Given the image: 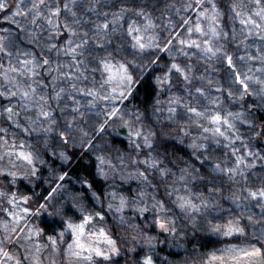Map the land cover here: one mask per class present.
I'll list each match as a JSON object with an SVG mask.
<instances>
[{
	"label": "snow or ice",
	"instance_id": "obj_1",
	"mask_svg": "<svg viewBox=\"0 0 264 264\" xmlns=\"http://www.w3.org/2000/svg\"><path fill=\"white\" fill-rule=\"evenodd\" d=\"M78 0H16V3L10 7L7 0H0V13L8 10L11 12V17L5 16L6 20L14 22L16 16L23 18L25 23H30L42 30L48 32L47 41L41 45L37 33L30 32L26 36L29 44L35 43L40 48L41 53L45 47L48 52L55 50L58 54L63 52L64 55L72 57L74 64L65 65L56 63V67H52L53 61L51 58H42L41 56L33 55L29 52H17L14 57L15 64L9 63L7 67L2 63L7 57L10 61L13 59L12 52L9 47H16L15 43L7 36L0 35V97L8 101V106L2 107L0 115L6 114V120L11 122V125L22 132L29 135L35 133L39 138H43L45 145L59 143L67 145L78 141L83 147L85 143L91 145L92 140L87 139L90 131L97 134H102L107 131L108 126L115 129L117 120L121 125L129 131L127 133L130 142L135 148L153 149L156 139L161 135L169 133L154 131L152 124L145 125L144 120H151L149 114L143 117L135 115L132 119H125V116H131L123 108H117L116 103H123L128 99V95L132 93V85L134 80V70L138 66L134 61H129L126 58L116 59L113 52H108L107 55L91 56V59L85 63V60L79 57L84 56V49L89 44L88 33L83 36L78 35L80 20L77 18V13L74 11L78 7ZM12 7L15 11H12ZM174 3L165 5L166 9H174ZM230 18L233 21H238L241 25L240 31L235 28L231 33L224 31L221 27V8L219 0H184L180 5V9L184 12L191 10L195 14V20L181 17V20L172 25L175 29H183V32L177 35H172L170 31L166 38H161L154 29L155 24L153 18L145 11L144 7L139 5L134 7L121 8L118 13H113L112 20L107 19L105 14V22L96 25V33L94 35L108 36L109 32H115L116 25H119L121 31L124 29V24L127 25L126 36L131 38V47L137 53H144L148 50L155 51H179L181 55H185V49H196L209 59L216 57L222 53L221 59L225 60L229 68L233 67L234 58L224 51V45L219 41L224 42L236 41L244 43L250 36H255L259 41H264V0H228L226 5ZM180 9H177L179 13ZM125 13L134 15L144 23L137 26L139 21L131 23L125 18ZM65 16L64 21H60V17ZM68 17L71 19L69 20ZM123 21V24L121 23ZM43 22V23H41ZM171 24V21H169ZM17 27H21L17 22ZM4 31H7L6 29ZM21 31H27L21 28ZM64 34L67 39L64 41V46L61 48L56 43L51 41L56 40ZM195 37V38H193ZM77 40L79 42H77ZM102 47V45H97ZM123 49H116L119 53ZM21 57H25L21 59ZM241 61H253L259 63L260 67L256 72L262 75L257 78L250 75L252 68L249 67L247 73L234 72L233 81L238 87L235 92L229 91V98H239L248 95H255L260 98V104L264 105V44L256 49L254 53L248 54L246 57H240ZM155 64V60L149 61ZM94 64L91 68V73H100V79L91 81L92 86L78 87V84L85 83L88 80V65ZM66 67L74 68L73 72L65 71ZM167 71L161 76L156 77L157 87L161 90H171L172 76L182 77L185 81L190 80L189 73L191 69L186 65L173 62L166 65ZM81 68L84 70L81 71ZM40 69V71H37ZM51 76V80H45L46 76ZM63 80L67 87L60 86L57 81ZM258 84L259 87L253 89V84ZM52 85L51 91L45 89ZM70 88V91H69ZM58 89V90H57ZM220 91V89H217ZM195 92L200 96H204V90L200 87L195 88ZM76 93L81 98H86L87 110L98 108L102 102H107L111 105L110 110L101 109L98 114L104 115L105 119L102 123L89 124L85 130L81 123L76 119V114L81 117L84 113L81 110V101L73 96ZM17 99V107L12 106V99ZM71 100L73 107L71 109L72 119H62L54 115L55 109L52 107V102L55 101L58 105L62 101ZM212 104L218 103L217 99L210 101ZM68 105L65 103L60 107L61 113H66ZM17 108L19 110H17ZM183 108V111L178 109ZM167 111V119L169 121L183 120L188 114L189 125H195L197 129L202 128L199 133V140L207 141L209 137L206 133H212V142L219 145L222 141L224 147L232 146V157L234 158L231 167H224L212 153L204 156L208 145L204 142H198V139H193L188 145L192 149V155L196 160H199L201 167L205 161L212 162L207 172V183L212 184V187H207L203 192H193L185 188L187 194L180 195L179 189L176 187L178 182L182 185L186 184V177L198 173L200 170L194 164L185 162V166L179 169V175L172 180V190L167 191L168 197L176 194V199L172 204L184 213L191 220L202 210L209 208L211 196L214 192L219 191L215 188L214 181L216 179L213 173L226 174L229 179H235L237 176H245V172L255 167V161H264V154L252 152L250 150L251 141L259 140L264 137V122L261 123L260 130L257 131L255 118H249L251 113L242 111H216L212 112L208 108L198 110L190 104L182 103V97L175 96L168 98L162 102L159 98L156 99L153 106L152 116ZM24 114V122L19 119ZM200 121H206L208 127L204 126ZM237 123L247 125L249 128L248 142L245 143ZM139 125V127H137ZM8 129L0 127V178H3L5 184L0 187V213L10 219L0 221V232L5 233L3 239H0V264H97L96 258H102L104 261H109L112 256L120 254V248L117 242L111 238L104 227H97L98 220L103 221L104 216L100 212H89L86 204L82 203L86 197L80 193L70 194L65 196L60 193V197L55 194L63 188V183L58 184L46 196L43 197L44 203H38V207L33 210L31 197L26 195H17L11 191V185L17 180H29L37 177V161L43 164L40 159V152L33 147L32 150H25V143L16 140L9 142L6 139ZM177 135L183 134L187 137L190 131L183 125H177ZM79 133V135H77ZM239 141L241 148H236L235 143ZM183 143V140H181ZM55 154V149H53ZM59 157L62 160H67L66 152L60 151ZM246 157L252 159L246 162ZM131 164L137 165L134 171L125 174V169L128 165L125 163L124 155H117L115 161L111 157L105 155L96 156V174L104 181L110 178L114 181L118 176L120 180H138L144 185L140 188L137 195L130 198L129 196L113 191L109 193L108 208L114 209L117 214L123 213L125 209H132L135 212L143 214L151 210L154 223L164 232L171 233L174 236H179L180 233L175 226V222L168 218L167 213L171 212L165 202L156 199L154 196L149 197L147 188L149 177L146 175L147 169L159 168V177L163 182L165 177L171 178L175 175L171 169L163 168L156 157L151 155L146 156L142 161L133 159L130 155L127 157ZM139 165H144V170L141 171ZM67 173L59 175L57 179L61 182L65 180ZM11 178L10 180L8 178ZM204 179L205 177H201ZM252 184V188L245 189L246 195L243 199L250 203L255 201L262 210H264V175L257 176L252 179L249 175L245 177ZM259 181V187H255ZM89 189L93 187L87 180L81 181ZM94 197L96 193L92 194ZM99 199V197H96ZM232 201L240 200V196L235 193L230 197ZM199 201V203H197ZM55 202V203H53ZM68 205V207H66ZM52 211L48 212L49 207ZM69 210L73 215H69ZM42 212H47L53 218H58L61 230L53 232L44 240V230L27 223L34 216H39ZM75 213H79L77 217ZM98 218V220H97ZM214 219H218L214 218ZM252 217L249 216V220ZM78 221V222H77ZM121 224H126L125 231L130 230L131 239L135 243L143 241L151 246L154 237L148 236L137 225L126 221L124 216H120ZM23 225V226H21ZM208 230L214 234H220L225 237L236 234L243 235L245 229L239 226V222L234 219L225 220L223 223L209 224ZM70 237V239H69ZM13 247L19 246L18 251L23 253L19 256L11 252L7 245ZM66 245V247L64 246ZM134 250V249H133ZM47 253V255H45ZM143 264H153L150 256H146ZM204 264H264V245L257 247L249 245L245 247L230 246L208 254Z\"/></svg>",
	"mask_w": 264,
	"mask_h": 264
},
{
	"label": "rangeland",
	"instance_id": "obj_2",
	"mask_svg": "<svg viewBox=\"0 0 264 264\" xmlns=\"http://www.w3.org/2000/svg\"><path fill=\"white\" fill-rule=\"evenodd\" d=\"M138 0H104V7L105 10L102 8L101 11L94 16V21L97 24H103L102 20L104 17L105 18V14H107V17H109V21L112 20V15L113 13H118L119 10L121 8H125V7H134L135 3ZM166 4L168 3H174L176 5V7L174 9H166L164 8L163 11L157 15V13H155L154 10H152L150 7L152 6H157V4L153 5V3L150 6H146L147 8L145 9V11H147L149 13V15L153 18V23L155 24V29L154 31L162 37L166 38L165 34L163 32H161V25H163V22H166V30L167 33H169V31L172 29V25L178 23V21L181 20V17H184V10L180 9V5L181 3L184 2V0H166ZM220 3V8H221V12H222V16H221V24L220 27L224 30V31H228L229 33H231L232 29L235 28V30L237 32L240 31L241 25L238 23V21H233L230 18V15L228 13V9L226 7L228 0H219ZM141 7V6H140ZM157 8V7H156ZM177 9H180L179 13H177ZM12 11H15V8L12 7ZM191 11V10H190ZM11 15V12H10ZM11 17V16H10ZM164 17V18H163ZM19 19L20 25L23 24L21 28H25L27 31L25 32L24 35V42L22 44V46H18V47H9V51L12 52L13 55V59L10 61L8 58L6 60V62H4L5 67H7V65L9 63H13L15 64V59L14 57L17 55V52H29L32 53L33 55H37V56H41L42 58H51V60L53 61L52 67H56V63H63L65 65H72L74 64V61L72 59L71 56L69 55H64L63 52L61 53H57L55 50H52L51 52H48L47 48L45 47L44 52L41 53L40 48H38L36 46L35 43L29 44L26 36L28 35V33L30 32H35L37 33V36L40 39V43L41 45H44L45 41H47L48 38V32L45 30H42L41 28H38L30 23H25L23 18L20 16H16L14 18V21L16 19ZM61 22L65 20V16H61ZM78 18V17H77ZM125 18L128 20L129 23L133 22V21H139L137 26H140V24L144 23V21L140 20V18L131 15L129 13H125ZM163 18V20H162ZM184 18H187L186 16ZM68 19L70 20L71 18L68 17ZM79 19V18H78ZM189 19L195 20V14L192 13L191 16L189 17ZM21 20V21H20ZM80 20V19H79ZM101 21V23H100ZM169 21H171V24L169 23ZM43 23V22H41ZM121 23L123 24V21H121ZM116 32H119L120 36L119 37H115V41H113L110 44L111 41V37L110 36H103L101 35H94V33H96L97 29L96 26H93L90 30V28H86L84 25H82V22L80 21V27L78 29V35L79 36H83V34L85 32L88 33V39H89V44L85 47L84 49V56L83 57H79L80 59L85 60V63L87 64V61L91 59V56L95 55V56H101V55H107L108 52H113V54L116 56V59H122V58H126L129 61H133L135 55L132 54V49H131V38L126 36V29H127V25L124 24V29L123 31H121V28L119 25H116ZM173 30V29H172ZM92 31V32H91ZM183 32V29H175V31L173 32L172 35H177L178 33ZM67 38V37H66ZM195 38V37H193ZM77 42H79L77 40ZM51 43H55V40L51 41ZM220 44L224 45V51L227 52L228 55H231L234 60H233V67L229 68V66L227 65L226 61L221 59L222 53L218 54L216 57H212L211 59L208 58V56L203 55L202 53L198 52L196 49H185V55H181L179 51H167V54L169 56V59H171L170 63L176 62V63H180L182 66L186 65L187 67H189L191 69V72L189 73L190 76V80L189 81H185L182 77L181 80L179 81V83H176V80L173 79L170 81L171 83V90H161L159 88V94L160 96L158 97L162 102L166 101L168 98L171 97H175V96H180L182 97V103L184 104H190L194 107H197L198 110H203L204 108H208L210 109L212 112H216V111H241L239 105H238V99L239 96H236L234 99L233 98H229V91L235 92L236 88L238 87V85H236L233 81V73L234 72H243V73H247L249 67L252 68V72L250 73V75H254L257 78H259L262 74L256 72V69L260 67L259 63L253 62V61H241L240 57L244 56L246 57L248 54L254 53L256 51V49L258 47H260L262 44H264V41H259L255 38V36H250L249 39L247 41H245L244 43H240L239 39H237L236 41H231L229 40V42H224L223 40L219 41ZM97 45H102V47H98ZM64 45H60L61 48H63ZM116 49H123L122 51H120L119 53L115 52ZM151 52L150 50L142 53L147 54L149 57L151 56V54L149 53ZM142 55V57L140 56L139 60L145 61L147 58L144 57ZM25 57H21V59H23ZM223 61L227 67V68H223V70L226 72V81L225 83L222 82L221 80V76H220V72L222 69V62ZM220 65H221V69H220ZM94 64H89L88 65V73H86L88 75V80L85 83H81L78 84V87H84L85 84H87L88 87H91V81L93 79L95 80H99L100 79V73L96 72V73H91V68L94 67ZM65 71L68 72H73L74 68L72 67H66L64 69ZM84 69L81 68V71H83ZM37 71H40V69H37ZM174 76V75H173ZM45 80H51V76H46ZM57 84H59L60 86H65L67 87V85L65 84V82L63 80H59L57 81ZM196 87H200L204 90V96H200L199 94H197L195 92V88ZM259 85L258 84H253L252 88H258ZM52 88V85H49L48 89H45V91L50 92ZM217 89H220V91H217ZM58 90V89H57ZM70 91V88H69ZM224 91L227 94V97L224 95ZM73 96H76L77 99H79L81 101V110L84 113V115L81 117L80 115L76 114V119L81 123V126H83L85 128V130H89L88 129V125L89 124H96V126L98 127V123H102L103 120L105 119L104 115L102 114H98L100 112L101 109L104 110H110L111 105H109L107 102H102L99 104L98 108L92 109L91 111L87 110L86 107V98H81L80 96H78L76 93H72ZM253 97L255 98V100H257V102L260 104V98L253 95ZM213 99H217L218 103L216 104H212L210 101H212ZM67 104L68 107L66 109V113H61L60 112V107L63 106V104ZM1 106H8V101L5 100L3 98V102L1 103ZM12 106L17 107V99L14 98L12 99ZM153 106L154 104L150 107V108H146V112L143 110H139V109H135V108H130L129 106L125 105L124 102L123 103H116V107L117 108H123L127 113L132 114L131 116H125V119H132L135 115H140V116H144L145 114H149L151 116V120H144V124L145 125H154L153 126V130L154 131H161L164 128L163 132H167L169 133L168 135H161L160 137L169 140V139H173L176 141H180L182 138H186L189 143L192 142V140L198 139L199 137V133L202 132V128L201 129H197L195 125H189L188 123V114L185 115V118L183 120H177L175 122L173 121H169L167 119L168 113L167 111H163L160 114H156L154 116H152V112H153ZM264 108V105H261ZM52 107L55 109V114H60L61 118L64 119H72V113H71V109L73 107L72 101L71 100H66V101H62L59 105L53 101L52 102ZM17 110H19L17 108ZM179 111H183V108L178 109ZM0 111H2V107H0ZM264 114V111H262ZM21 120V123L23 124L24 122V114L22 113L21 117L19 118ZM0 120H2L1 122V126L0 127H5L8 129L7 135H6V139L9 140V142H12L13 140H16L17 136H18V141H23L25 143V150H32L33 147L37 148L40 152V159L44 161V165L45 168L48 169V173H47V177H44L45 180H47V184L49 185V181L51 180L53 177H51L52 173L51 170L52 168L49 167L50 165L48 163L45 162V160L43 159V154H42V148L43 146L47 149V152L49 155H51L52 157H56L60 162H66V160H62L59 157V152L60 151H64L65 152V147H63L62 145L57 143H52L50 145H45L43 142V138L40 137L39 138V143H37L38 137L35 133L29 135L28 133L22 132L17 130L14 125H11V122H8L6 120V114L5 115H0ZM198 123H203L204 126L208 127L210 125L207 124L206 121H200ZM183 125L186 129H188L190 131V135L185 137L183 136V134L177 135L176 129H177V125ZM245 125H241L239 123H237V127L240 129ZM137 127H139V125H137ZM163 127V128H162ZM109 129V131L113 134H116L118 137H124L126 138V140L128 141V143L130 144V147L132 146L133 149L137 152V154H139V158L140 161L144 160L146 158V156L151 155L153 157H156L160 164H161V158L159 154H156L153 152V150L148 149V148H141V149H137L134 147V145L130 142L129 138H128V129L126 127H124L123 125H121L119 123V121L117 120L116 122V126L115 129L112 126H108L107 127ZM240 131V130H239ZM3 135V134H0ZM77 135H79V133H77ZM205 135H207L209 137V139L207 141H203V140H199L198 142H204L208 145V141H212L211 137H212V133H206ZM89 138V136H88ZM87 138V139H88ZM222 140V138H221ZM157 141V139H156ZM74 144H78L80 145V143L78 141H76L75 143L70 142L69 145L74 146ZM86 145V144H85ZM84 145V146H85ZM210 145V144H209ZM83 146V147H84ZM131 147V149H132ZM224 147V145H223ZM235 147L236 148H241V153L238 154H242L243 149L242 146L239 145L237 142L235 143ZM86 151L90 154V155H105L107 157H111L114 161H115V157L118 155L117 153H112V151L110 150L111 147H106L105 146H101L99 143L98 144H91V145H87L86 147ZM53 149H55V154L53 152ZM226 151H223V155H221V157L223 159H225L227 161V165L229 167L232 166L233 164V160L234 158L232 157V146H230V148H225ZM111 151V152H110ZM252 152H256L255 149L251 148ZM66 154H67V150H66ZM123 155V154H121ZM124 155L126 156V160L127 157L130 155V153H128L127 151L124 152ZM68 156V155H67ZM134 159V156H131ZM251 157H246V162L251 160ZM96 160V159H95ZM125 160V161H126ZM97 163V161H96ZM37 164L42 165L41 163H39V161H37ZM255 165H259L258 160L255 161ZM37 166V165H36ZM143 169L141 166L140 170L143 171L144 170V165ZM180 168H182V165H179ZM206 168L209 167V165L205 166ZM128 168V167H127ZM127 168L125 169V174H127L129 171L127 170ZM136 167L133 168L132 171L135 170ZM198 169V168H197ZM152 168L147 169L148 174H150L152 172ZM96 171V170H95ZM175 175H173L171 178L166 177L165 178V185L166 188H164V192L165 195L162 197L161 193L159 190H157L156 186L154 185V183L151 182V179L149 177L148 182H146L149 186L147 188L149 197H155L156 199L161 200L162 202H165V198L168 199V201H170V203L176 199V194H174L172 197H168L166 192L167 191H171L172 190V180L176 178V176L179 175V170H175L172 171ZM97 175V174H96ZM245 177H247L246 175L244 177L242 176H237L235 177V179H229V177L224 174L223 180L225 181V187L228 188V195L226 196V201L227 203H225L223 205V208L220 209L217 206V201L218 199L216 198L217 196V192H214L211 196H209V199L211 200V204L209 206L208 209L206 210H202V213H199V215H203L205 214L207 211L209 212H213L212 214L214 215V218L218 219H214L212 218V222H209V217L207 216V219L205 220L204 218L202 220L205 221V225L208 226L209 228V224H215V223H223L225 220L228 219H234L237 220L239 222V226L245 229V232L243 235H233V236H223L220 234H214L217 235L219 237L222 238H230L233 241L230 244H227L223 247H221L219 250H222L224 248L230 247V246H237V247H245V246H249V245H255L257 247H260L261 245H264V210H262L260 208V206L255 202H249L248 200L243 199V197L247 194L245 189L248 188H252V184L247 181L245 179ZM252 179H256L255 175H251ZM38 177H33V179H37ZM11 178L9 177V180ZM116 179H119V177L117 176ZM115 179V180H116ZM109 181L114 182L111 178L109 179ZM63 183V188L60 190V192L56 193L55 195L57 197H60V193H64L65 196H68L70 194H75L78 192H74L72 190V186L70 184H68L67 182H57L54 184L53 188H56L58 186V184ZM114 185V184H113ZM3 184H0V187H2ZM144 185L142 184L141 181H139V187H136L134 189V191L132 193H129L126 190H122L119 188H116V186H112V184H110V186L106 187L105 189H103L102 193L99 194L95 191H91L90 194V199H85L82 201V203L86 204L87 210L89 212L95 213V212H100L102 216H104V220L103 221H99L98 218V223H97V227H104L108 234L111 236V238L113 240H115L117 242V245L120 248V254L118 256H112L110 258L109 261H104L102 258H96L97 259V264H143V260L146 256H150L153 260V264H161L159 261L160 257L159 256L156 249H154L156 247L157 244H160L163 239L162 237L159 235L160 232H164L162 231L156 224V227H151L154 224V220L150 219L151 222L149 223V226H145L144 223L139 224V222H137L135 220V217H137L136 214L138 215H142L138 212L133 211L132 209H125V211L123 213L117 214L115 212L114 209L110 210L108 208V203H109V193L116 191L119 192L120 194L129 196L130 198L134 197L135 195L138 194L139 190L141 187H143ZM259 181L256 182L255 187H259ZM176 187L179 189V193L180 195H185L187 194L185 191V186L184 184L182 185L181 182H178L176 184ZM51 189V190H52ZM188 190H191L193 192H203L200 190H193L191 187H187ZM50 190V191H51ZM12 192H15L14 189L11 190ZM96 193V196L94 197L92 194ZM235 193L236 195L240 196V200L237 201H232L230 199V197L232 196V194ZM81 194V193H80ZM17 195H22L17 193ZM206 196L208 195V193L205 194ZM31 197L30 195H26ZM96 197H99V199H97ZM55 203V202H53ZM167 205V202H165ZM197 203H199V201H197ZM32 204V202H31ZM33 210H35L36 208H34V205L32 204ZM51 207V206H50ZM66 207H68V205H66ZM169 209H171L170 213H167L168 218L173 220L175 222V226L177 227L180 235L179 236H174L171 233H167L166 232V238L168 239V242L170 245H175L178 243V245L182 242V233L184 231V229L186 228V226H193V223L196 221V219H198L199 217L196 215L194 217H192V219L190 220L188 218V216L184 213H181L180 210L178 208L175 207L174 204H172L171 206H167ZM176 208L178 210V212L181 214V219L183 221V223L180 220V215H178V213H176V211L173 209ZM52 211V207L48 210V212ZM127 211L129 212H134V215L127 213ZM152 214L151 215H155L151 210H149ZM208 212V214H209ZM47 213V212H45ZM69 215H73V212L71 210H69ZM75 215L78 217L79 213H75ZM123 215L125 220L128 221L130 220L131 223L137 225V227L141 230L144 231V233L148 236L154 237L153 243L151 246L145 244L143 241L139 242V243H135L132 241L131 239V232L130 230H128L127 232L125 231L127 225L126 224H121L120 222V216ZM249 216L252 217L251 220H249ZM7 217L4 216L3 213H0V221H3L4 219H6ZM153 218V216H152ZM10 219V218H7ZM58 222V229H57V233L61 230V225L59 224V220L58 218H55ZM149 219L145 220L146 222H148ZM78 222V221H77ZM27 223L37 226V221L36 219H31L27 221ZM60 225V226H59ZM23 226V225H21ZM38 227V226H37ZM5 233L0 232V239H3ZM47 236H44V240H47ZM168 236V237H167ZM70 239V237H69ZM66 247V245H64ZM8 249L19 255V256H23L22 252L18 251L19 246L17 245L16 247H13V245L9 244L7 245ZM134 249V250H133ZM219 250L214 251L217 252V254H219ZM45 255H47V253H45ZM208 256V255H207ZM207 256L205 255H200V254H192L191 256L186 255V256H182L179 258H166L165 260L167 261V264H204V262L207 260ZM57 261L59 264V257H57ZM25 264H27V262H25ZM47 264V262H46Z\"/></svg>",
	"mask_w": 264,
	"mask_h": 264
},
{
	"label": "trees",
	"instance_id": "obj_3",
	"mask_svg": "<svg viewBox=\"0 0 264 264\" xmlns=\"http://www.w3.org/2000/svg\"><path fill=\"white\" fill-rule=\"evenodd\" d=\"M103 1L104 0H78L79 6L75 7L74 11H76L77 17L82 22V25H84L86 28H90L91 30L93 26H96V22H93V19L96 13L98 14L102 8L105 10ZM61 2H63V0H61ZM166 2V0H138L136 1L135 6L139 5L146 9V6H150L152 3L153 5L157 4V6L155 7L152 5L150 7H152L151 9L154 10L157 15H159L165 8ZM7 3L11 7L16 3V0H7ZM192 13V11L188 10L184 13V17L186 16L187 18H189ZM5 16L10 17V11L5 10L4 12L0 13V35L7 36L9 40L15 43L16 47L20 45L22 46V44L25 43L23 37L26 32L21 31V27H23V24H21V27H17V22H19L18 18L14 22H10L9 20L5 19ZM102 18V23H104L105 18ZM59 19L61 21V18ZM107 19L109 20L110 18L107 17ZM161 27V32H163L166 35L165 37H167L169 33L166 34V22H163V25H161ZM5 29L7 31H4ZM170 31L173 34L174 31L172 29ZM108 36L112 38L110 41L111 44L113 41H115V37H119L120 34L119 32L115 31L109 32ZM66 37V35L62 34L60 38L55 40V43L58 44V46L64 45V41L67 39ZM132 50V54L135 55L133 61L140 67H137L134 70V80L136 82L132 85V93L131 95H128V99L124 101V104L129 106L130 108H135L146 112V108H150L153 104H155L156 99L160 96L159 88L156 84V77L161 76L163 72L167 71L166 65L171 64V59H169L167 51L160 52L150 50L151 52L149 53L151 54V56L149 57L147 54L143 55L142 53H137L134 49ZM142 55L147 58L145 61L139 60V57H142ZM6 60L7 57L3 59L2 63L4 64ZM151 60H155L156 63H150L149 61ZM220 62H222V69L220 65V76L222 82L225 83L227 77L226 72L223 70V68L228 69V67L223 61ZM172 77L174 80H176L177 84L181 80V77H177L176 75ZM224 95L227 97L225 91ZM2 102L3 98L0 97V106L2 105ZM238 105L242 112H245L246 114L249 112L251 113V116L249 118H255V123L257 125L256 130L259 131V126L262 122H264V114L262 112L264 111V108L260 106L257 100H255V98L253 97V95H248L243 97V99H238ZM54 115L61 117V115L57 113H54ZM1 122L2 120H0V126ZM239 130L244 142L247 143L250 134L248 126L245 125ZM88 139L92 140V144L99 143L101 146H105L106 149L107 147H111L110 150L112 151V153L114 152L118 155H124V152L127 151L128 153H130V156H134V159L140 161L139 154H137L136 156L137 152L133 149L132 146L131 149L130 144L128 143L126 138L118 137L116 134L111 133L108 128L107 131L102 134H97L95 132L90 131ZM181 140H183V143H181ZM181 140H166L159 136L157 138V141H155V145L152 150L154 153L160 155V166L163 168H168L172 171H175L180 169L179 165H182V167H184L185 162L194 164L195 167L198 168L200 171L198 173H194L193 175L186 177L187 183L184 184V186L186 188L191 187L193 190L203 191V193L206 194L207 192L205 191V189L207 187L213 186L212 184L207 183V172L212 162L205 161L203 167H201L200 161L196 160L193 157L192 149L188 147V145L190 144L189 141L186 138H182ZM221 141L222 142L219 145L213 143L212 141H208L207 151L204 152L203 155L207 156L209 153H212L215 157L219 158V161L222 163V166L229 167L227 165V161L221 157V155H223V151H226L225 147H223L224 143L226 142H224L223 140ZM237 143L241 145L239 141H237ZM85 144L84 147H81L78 144H74V146H72L69 145V143L67 145H62L63 147H65V152L67 150L68 155V159L64 163L60 162L56 157L54 158L48 153H46L47 149L43 146V159L46 163L50 165L49 167L52 168L51 177L53 178L51 180H48L50 184L48 185L47 180L44 179V177H47L46 175L48 173V169L45 168L44 164H37L38 178H30L29 180H17L15 184L11 185V190L14 189L16 193L22 195H30L31 202L34 205V208H36L39 206L37 201H39V203H44L43 197L46 196L48 192H50L55 183L59 182L57 177L64 173H67V176L63 182H67L68 184H70L74 192L81 193L87 199H90V194L92 190L101 194L103 189L110 186V184H112V186H116V188L126 190L129 193H132L136 187H139V181L135 179L123 181L120 179H116L114 180V182H112L109 180L104 181L102 178L98 177L95 171L96 157L95 155H90L86 151L85 147L89 144ZM228 148H230V146ZM251 148L255 149L256 152L264 154V137L260 138L259 140L253 139L251 141L250 150ZM125 163L128 165L127 170L129 172H132L133 168L137 167V165L131 164L128 159L125 161ZM258 163L259 165H255L254 168L247 170L245 172V175H255V177L264 175V161L258 160ZM206 165H209V167L206 168ZM139 166H141L143 169L142 165ZM146 175L150 177L151 182L154 183L157 190L160 191L161 196L163 197L165 195L164 188H166V185L164 181L166 177L164 178L163 182H161V179L159 177V168L152 170L150 174L146 172ZM213 176L216 177L214 181V186L215 188L219 189L216 198L218 199L217 206L221 211L223 205L227 203L226 196L228 195V188L225 187L223 173H213ZM201 177L205 178L202 179ZM83 180H87L90 184L93 185V187L89 189L86 185L81 183V181ZM1 183L3 185L5 184L3 178H0V184ZM165 200V202H167V206L172 205V202L170 203L167 198H165ZM50 208L51 207H49V209ZM173 209L176 211V213H178V215H180V220L183 223L181 219V214L176 208L173 207ZM208 212L209 211H207L203 215H199V213L196 214L199 218L196 219V221L193 223V226H186L182 233L183 243L179 242V244L181 245H178V243L175 245H170L168 239L166 238V232L159 233L163 241L160 244H157L154 249L157 250L155 252H157L159 256H162L159 259V262L161 264H167V261L165 260L166 258H179L182 256L184 257L186 255L191 256L192 254H200L207 256L208 254L219 250L221 247L230 244L233 241L230 238H222L217 235H214L208 230V226L205 225V221L202 220L203 218L206 220L208 216L209 222H212L211 220L212 218H214V215L212 214L213 212H209V214ZM127 213L128 215H134V212L127 211ZM151 214L152 213L150 211L145 212L142 215L136 214L137 217H135V220L139 222V224L144 223L145 226H149V223L153 219L152 216H154ZM33 219H36L37 226L44 230V236L53 234V232H57L58 222L55 218L48 215V213L42 212L39 216H34ZM147 219H149L148 222L145 221ZM151 227H156L155 223Z\"/></svg>",
	"mask_w": 264,
	"mask_h": 264
}]
</instances>
